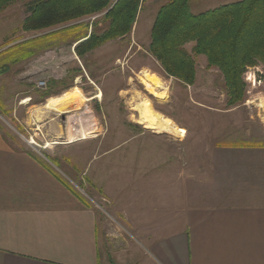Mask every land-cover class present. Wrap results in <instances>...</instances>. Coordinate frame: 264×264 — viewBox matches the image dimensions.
Wrapping results in <instances>:
<instances>
[{"label": "rangeland", "instance_id": "obj_1", "mask_svg": "<svg viewBox=\"0 0 264 264\" xmlns=\"http://www.w3.org/2000/svg\"><path fill=\"white\" fill-rule=\"evenodd\" d=\"M167 1L145 0L129 36L108 41L82 59L74 52L76 43L73 36H68L71 29L67 27L79 25V36L85 34V26H88V35L91 31L100 34L105 28L102 15L41 32H24L22 24L28 15L25 3L17 2L0 13V52L49 33L59 36L53 42L48 41L53 37L28 41L0 55V67L8 64L13 54L28 49L36 48L34 53L37 55L0 74V104L7 109L2 110L0 105V124L11 137L26 144H29L30 135L35 133L29 129L41 130L44 136L48 133L43 137L37 131L38 136L32 138L37 145H31L36 150L35 155L100 213L107 244L119 241L121 237L129 240L138 238L129 228L131 176H137V180L145 183L146 172L143 168L145 158H136V151L140 155L139 152L145 149L155 152L164 149L168 155L184 149L204 151L241 143H264L262 65L246 68L258 69L256 74L260 78V86L250 89L244 81L245 70L242 75L245 101L242 105L228 108L223 77L216 68H207L204 56L195 57V83L185 87L167 77L149 54L150 31L156 12ZM236 1L239 0H191L190 11L198 14ZM10 42L14 43L7 45ZM193 46V42L188 43L185 49L190 53ZM49 56L57 58L56 64L35 75L33 81H47L55 76H62V79L55 85L47 81L45 89H33L30 85L32 81L28 82L23 77L28 64L31 60L48 59ZM143 72L152 73L161 80L166 92L164 100L146 93L140 84ZM75 89L82 93L83 98H77L75 104L55 111L45 108L49 98L40 97L50 91L55 98ZM25 98L31 99L30 103L36 107L31 110L18 107ZM141 98L148 99L154 111L170 119L178 129H184L185 134L182 137L156 134L136 124L134 119L137 114L131 112V107ZM51 118H56L57 123L45 126L44 123ZM34 119L37 123L33 122ZM58 124L67 127L71 133L69 139L56 141L58 144L54 145L52 141ZM71 138L74 144L66 145ZM111 149L118 151L106 154ZM45 154L56 158L58 167L50 164ZM136 164L141 167L139 173L132 170ZM110 256L112 258L113 255Z\"/></svg>", "mask_w": 264, "mask_h": 264}, {"label": "crops", "instance_id": "obj_2", "mask_svg": "<svg viewBox=\"0 0 264 264\" xmlns=\"http://www.w3.org/2000/svg\"><path fill=\"white\" fill-rule=\"evenodd\" d=\"M56 61L31 60L23 77L37 90L33 77ZM25 99L18 107H36ZM70 133L59 125L52 144ZM26 143L0 124V264H264V147L136 151L146 172L145 183L131 176L129 228L138 238L107 244L100 213Z\"/></svg>", "mask_w": 264, "mask_h": 264}, {"label": "trees", "instance_id": "obj_3", "mask_svg": "<svg viewBox=\"0 0 264 264\" xmlns=\"http://www.w3.org/2000/svg\"><path fill=\"white\" fill-rule=\"evenodd\" d=\"M145 0H0V13L17 2L27 6L28 15L23 21L24 32H41L57 26L77 22L98 15L105 25L102 33L91 31L79 36L77 27L67 28L74 37V52L79 59L108 41L124 38L131 34L138 14ZM191 0H169L156 12L150 31L149 54L158 62L165 75L181 85L193 86L196 79L195 57L204 56L207 68H216L223 77L226 94V107L233 108L245 101V84L242 75L247 67L260 64L264 67V0H239L215 9L192 14ZM66 29V28H65ZM80 29V28H79ZM55 34V36H53ZM53 42L56 33H49L29 42L43 40ZM28 41L10 46L0 55L29 43ZM194 43L189 53L188 43ZM14 42L7 43V45ZM41 44V43H40ZM33 49L15 52L8 64L0 67V74L20 61L31 58ZM50 97L44 92L42 99ZM232 148H259L264 143H241L230 145ZM45 158L55 167L58 160L45 154ZM44 164V163H43ZM77 198V194L59 175L51 170Z\"/></svg>", "mask_w": 264, "mask_h": 264}, {"label": "bare ground", "instance_id": "obj_4", "mask_svg": "<svg viewBox=\"0 0 264 264\" xmlns=\"http://www.w3.org/2000/svg\"><path fill=\"white\" fill-rule=\"evenodd\" d=\"M140 76V84L146 93L155 99L164 100L166 92L161 80L152 73L143 72ZM97 97L99 98L100 95ZM77 98H83V96L78 89H75L68 94L48 99L45 108L55 111L63 106L75 104ZM27 102V99L22 101V103ZM131 110V112L137 114L136 118H133L135 123L142 126L145 130L156 134L165 133L179 137L185 134L184 129H178L170 119L154 111L148 99L141 98L138 103L133 104Z\"/></svg>", "mask_w": 264, "mask_h": 264}, {"label": "built area", "instance_id": "obj_5", "mask_svg": "<svg viewBox=\"0 0 264 264\" xmlns=\"http://www.w3.org/2000/svg\"><path fill=\"white\" fill-rule=\"evenodd\" d=\"M256 71H258V69L248 68L244 73V81L247 83L250 89H256L258 86H260L261 81L258 75L256 74ZM46 83L47 81L45 79L38 80L36 82L37 88L45 89ZM29 144L37 146L32 138H30Z\"/></svg>", "mask_w": 264, "mask_h": 264}, {"label": "water", "instance_id": "obj_6", "mask_svg": "<svg viewBox=\"0 0 264 264\" xmlns=\"http://www.w3.org/2000/svg\"><path fill=\"white\" fill-rule=\"evenodd\" d=\"M62 119H63V117H62Z\"/></svg>", "mask_w": 264, "mask_h": 264}]
</instances>
